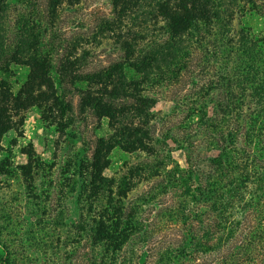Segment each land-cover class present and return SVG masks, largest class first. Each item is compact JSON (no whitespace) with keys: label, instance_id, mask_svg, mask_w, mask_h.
<instances>
[{"label":"rangeland","instance_id":"374dc122","mask_svg":"<svg viewBox=\"0 0 264 264\" xmlns=\"http://www.w3.org/2000/svg\"><path fill=\"white\" fill-rule=\"evenodd\" d=\"M250 1H226L229 7L225 17L231 21L228 33L217 38V49L209 42L203 46L206 51L189 56L188 68L179 82L164 79L145 90L156 99L148 127L152 150L127 153L114 148L106 156L101 175L113 181L115 187L131 174L127 181L135 185L124 203L139 205L137 219L141 227L113 256L104 252L89 232L91 218L101 209L104 197L89 211L83 194L96 143L113 132L106 119L81 111L80 99L87 86L76 80L61 82L59 77L67 59L75 65L70 73L80 77L124 61L111 0L64 1L55 10L50 0H0V93L5 86L16 96L27 81L30 69L12 62V55L21 35L34 36L38 53L50 62L57 95L71 108L64 118L69 125L63 132L56 124L43 120L35 107L14 116L8 131L2 133L0 125V264H264V171L259 173L260 183H249L247 187L231 183L229 190L237 188L238 199H243L230 204L225 216L222 235H234L222 250L199 257L201 260L185 250L184 257L181 250L185 232L177 227L182 225L180 214L185 205L183 215L190 219L208 210L196 204L193 193H188L189 183L182 181L187 179L182 171L190 168L185 150L190 144L186 141L194 143L190 155L200 157L196 158L200 163L196 167H202L217 153L200 144L201 139L193 134L195 126L187 125L185 115L179 114L175 104H186L192 82L201 85L215 81L228 68V76L235 73L234 67L242 60L237 52L241 30H249L264 52V10L252 11ZM162 26L161 21L149 24L144 31L147 43L162 39ZM208 111L212 116V110ZM246 116L250 118L252 113L247 111ZM263 148L264 135L256 155ZM169 172L173 174L171 182ZM191 185L193 190L195 184ZM247 204L251 211L244 216ZM150 221L153 227L141 226ZM173 222L177 226L170 224Z\"/></svg>","mask_w":264,"mask_h":264},{"label":"trees","instance_id":"16d2710c","mask_svg":"<svg viewBox=\"0 0 264 264\" xmlns=\"http://www.w3.org/2000/svg\"><path fill=\"white\" fill-rule=\"evenodd\" d=\"M64 1L70 3L73 0H50L51 9L55 10ZM226 1L111 0L114 26H118L116 37L124 53V61L82 77L70 73L75 65L69 59L62 64L59 73L61 82L70 80L74 83L76 80L87 86L80 99L81 111L88 110L97 118L106 119L109 130L113 132L108 139L97 141L89 183L82 185L89 211L99 198L102 200L104 197L101 209L91 218L89 230L103 246L104 252L114 256L133 235L141 231L137 219L139 205L124 203L135 185L127 181L131 174L115 187L113 181L101 175L106 166L105 158L114 148L127 153H148L152 150L148 127L156 99L146 94L145 90L164 79L179 82L188 68L189 56L198 50L206 51L203 46L210 43L217 49V38L228 33L231 22L229 17H225L226 6L229 7ZM233 2L237 4V0ZM250 2L252 11L264 10V0ZM158 21L163 22L160 28L162 39L147 43L149 38L144 31L149 24ZM37 47L38 40L34 36L21 35L17 42L12 62L27 66L30 71L16 96L2 86V133L14 124V116L32 107L40 111L43 120L56 124L61 132L69 125L64 118L71 108L57 95L50 76V62L38 53ZM237 52L242 60L234 67L235 73L228 76L231 70L228 68L215 81L201 85L192 82V87L187 90L190 94L186 96V104H175V109L181 111L179 114L185 115L187 125L195 126L194 137L217 153L205 160L202 167H196L200 165L196 158L200 157L190 155L189 151L195 148L194 143L186 141L190 144L185 149L188 150L186 163L190 168L182 171L181 174L187 175V179L182 181L189 183L188 193H193L196 204L205 205L208 210L205 215L196 214L190 219L183 215L185 205L180 214L182 225L170 223L182 227L185 232L181 250L184 257L185 250L199 260V257L222 250L225 242L234 235L229 238L222 235L226 227L225 216L230 204L243 199H238L240 191L237 188H229L233 183H242L247 187L249 183L262 181L259 173L264 171V148L258 155L255 149L264 135V52L260 41L251 37L249 30L238 33ZM208 109L212 110V116ZM247 111L252 113V117L246 116ZM172 175H168L170 182ZM192 183L195 184L193 190L190 189ZM249 202L252 203L251 200ZM250 207L247 204L243 209L244 212L248 210L244 216L251 211ZM150 222L141 226L153 227V221Z\"/></svg>","mask_w":264,"mask_h":264}]
</instances>
